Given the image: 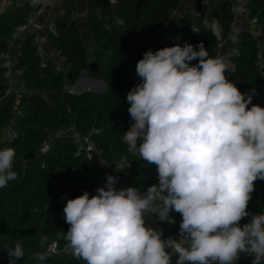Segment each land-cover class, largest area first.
<instances>
[{
    "label": "clouds",
    "instance_id": "9594fccd",
    "mask_svg": "<svg viewBox=\"0 0 264 264\" xmlns=\"http://www.w3.org/2000/svg\"><path fill=\"white\" fill-rule=\"evenodd\" d=\"M115 24L122 27L123 18ZM210 29L219 39L218 20ZM226 71L235 66L211 57L202 42L143 54L136 65L142 82L126 97L133 123L123 141L133 156L156 165L159 183L141 194L137 187L116 189L119 178L106 174L95 195L68 199L65 251L84 264H172L173 255L175 264H236L241 254L264 264V212L247 210L254 182L264 181V107L252 104L254 92L242 93ZM15 159L14 148L0 149V188L17 180ZM173 211L182 217L179 239L146 226L149 214L174 223ZM47 241L41 236L39 246ZM5 250L9 264L25 255L19 242ZM34 258L43 264L49 251Z\"/></svg>",
    "mask_w": 264,
    "mask_h": 264
},
{
    "label": "trees",
    "instance_id": "16d2710c",
    "mask_svg": "<svg viewBox=\"0 0 264 264\" xmlns=\"http://www.w3.org/2000/svg\"><path fill=\"white\" fill-rule=\"evenodd\" d=\"M89 1L95 8L88 15L92 36L109 56L106 68L100 73L107 83L106 91L73 93L68 90L88 69L90 60L75 17L64 8L53 21L54 29L48 27L46 34L49 46L66 57L71 79L56 69L55 57L49 55L44 61L34 41L35 33L30 32L19 54L23 91L17 102V93L13 92L14 102L0 109V149H15L13 170L18 174L17 180L0 188V260L4 264H9L5 249L17 242L25 250L17 264L40 263L34 253L48 250L54 241L60 249H65L64 235L70 227L63 213L67 200L85 191L95 195L96 189L102 187L97 167L66 132L74 130L81 136H90L107 161H121L123 184L137 187L143 194L149 186L159 183L156 165L133 156L123 141V133L133 123L126 97L142 82L136 65L143 54L149 49L155 52L166 47L157 31L169 23L183 0ZM41 3L42 0L33 6L30 0L26 4L13 1L10 8L0 13V54L9 51L14 30ZM247 11L257 24L264 26V0H248ZM117 17L123 18L122 27L115 24ZM213 19L222 27L219 39L211 33ZM235 20L230 0H225L222 14L215 7L198 17L188 12L173 29L169 47L183 46L185 42L197 46L202 42L211 57L220 55L217 47L230 37ZM260 50L258 38L251 31L244 32L230 54L235 72H229V77L242 93L254 92L252 104L264 107V57L260 59ZM198 63V59L191 61L193 65ZM7 70L0 56V101L10 88ZM31 150L36 151L35 156L25 158ZM254 183L247 210L261 213L264 212V181ZM169 217L182 220L175 211ZM249 219L243 218L240 224ZM41 236L48 238L45 248L39 246ZM176 259L173 255L172 264ZM251 261L252 257L241 254L238 264H251ZM44 262L84 264L63 251L56 254L49 251V258Z\"/></svg>",
    "mask_w": 264,
    "mask_h": 264
},
{
    "label": "crops",
    "instance_id": "0c3cea01",
    "mask_svg": "<svg viewBox=\"0 0 264 264\" xmlns=\"http://www.w3.org/2000/svg\"><path fill=\"white\" fill-rule=\"evenodd\" d=\"M19 4H26L28 0H14ZM223 0H211L208 3H202L196 0H183L180 4V7L173 14L171 20L168 24L157 31V35L163 40L166 47H169V37L173 29L178 25L181 17L188 13L193 12L194 17H198L200 14H206L212 8H218ZM64 8H68L69 11L74 13L75 21L79 27L82 39L87 48L89 54L90 62H96L98 73L94 70L89 71L85 77H80V81L75 85H71V90L73 93H82V92H94V93H103L106 90H101L98 88L97 83L93 81H105L101 77V70H104L107 66L105 62L104 54L105 52L101 49L100 44H98L93 36L89 26L88 15L91 10H94V6L89 0H49V4L46 7L44 13L40 15L37 19V26L41 31L46 30L54 21V19L62 13ZM240 14L235 20V24L232 30L230 37L223 44L220 51V55L228 57L230 59L231 51L235 49L238 42L242 38V34L246 31H251L259 40L260 47H264V38L262 33L264 31V26L254 23L253 19L249 16L247 11V5H244ZM29 31L20 33L11 43L9 53H10V66L8 68V77L10 82V87L13 92L17 93V100H19L20 94L23 91L21 79H20V70H19V54L21 47L25 43ZM165 40L167 42H165ZM44 47L47 56L53 54V49L49 46L48 42H44ZM223 52H225L223 54ZM58 60V58L56 57ZM103 61L105 66L103 65ZM264 70V63H263ZM227 79L230 81L229 72H227ZM93 82V83H92ZM106 82V81H105ZM9 131L6 130L5 134H8ZM74 130L66 132L69 137H72ZM118 183L115 185L116 189H121L122 179L120 176ZM171 219V217H169ZM174 220V219H172ZM145 223L147 227L155 228L162 232L164 235L173 236L174 239H179V226L181 221L174 220V223L169 221H161L159 217L155 214H149L145 217ZM40 264V263H38ZM43 264H47L43 262Z\"/></svg>",
    "mask_w": 264,
    "mask_h": 264
},
{
    "label": "built area",
    "instance_id": "2783aa9c",
    "mask_svg": "<svg viewBox=\"0 0 264 264\" xmlns=\"http://www.w3.org/2000/svg\"><path fill=\"white\" fill-rule=\"evenodd\" d=\"M13 1L14 0H0V13L4 10L10 8L11 5L13 4ZM196 1H200L202 3H208L211 0H196ZM224 2H225V0H223L222 3L218 6V10H219L220 14L223 13ZM230 2H231V12L237 18V16L242 11V6L245 5L248 2V0H230ZM48 4H49V0H42L41 5L38 8L30 11L26 20L23 23L19 24L13 32V40L20 33H23L26 31H29V33L30 32L35 33L34 41L37 44L38 53L40 54V56L43 57L44 61H47L48 56H49V55L47 56L46 51H45V47H44V42L47 41L48 36L46 34V30L41 31L38 28L37 19L40 15H42L44 13ZM62 12H64V10ZM71 15H72V17H74L73 12L71 13ZM253 22L256 23V20L253 19ZM49 28L54 29V23H52L49 26ZM222 46H223V44H219L217 49L219 51H221ZM53 54H54L53 57L58 58V60H57L58 63L56 65V69L59 71H63L64 74L66 75V78H68V73H69L68 69L69 68H68V65L66 63V57L64 55H62V53L58 49H53ZM258 55H259L260 59H263L264 47L263 48L261 47V50L259 51ZM0 56L4 59V65L8 69L10 66V53H9V51L1 53ZM7 77H8V70H7ZM8 81H9V77H8ZM67 88L70 92H72L70 86H68ZM12 93H13V91L10 87L7 90L6 96L11 95ZM73 139L76 142H78L82 146V148L85 150L88 160L93 162V164L97 167L98 172H99V181L101 182L102 187H104L106 184V174H110V175H113L116 177L120 176V171H117V166L121 168L122 162L121 161H115L113 163H110L109 161H107L103 156L102 150L96 145V143L91 139L90 136H81L79 133L74 131ZM122 187L127 188L130 186H127V185L122 183ZM171 238L174 239L173 236H168V235L163 237V239H167V240H171ZM48 250L53 254H56L60 251H63L65 253H69V252L65 251V249H60V247L58 246V243L56 241L52 242L49 245ZM169 251H171L170 248H169ZM82 262L84 263L83 260H82ZM0 264H4V263L0 260ZM16 264H17V261H16ZM236 264H238V261L236 262Z\"/></svg>",
    "mask_w": 264,
    "mask_h": 264
},
{
    "label": "water",
    "instance_id": "95a60500",
    "mask_svg": "<svg viewBox=\"0 0 264 264\" xmlns=\"http://www.w3.org/2000/svg\"><path fill=\"white\" fill-rule=\"evenodd\" d=\"M248 4V2L246 3V5ZM233 51V50H232ZM231 51V52H232ZM91 70H94L96 73H98V70H97V66H96V62H90L89 63V66H88V69L85 70L83 73V77L86 76V74L91 71ZM72 75L70 73H68V78L71 79ZM80 81V79L78 80V82ZM14 102V96H13V93L9 96H5L3 99H1L0 101V109L6 105H9V104H12ZM36 154V151L35 150H31L30 152L26 153L25 155V158H33Z\"/></svg>",
    "mask_w": 264,
    "mask_h": 264
},
{
    "label": "rangeland",
    "instance_id": "374dc122",
    "mask_svg": "<svg viewBox=\"0 0 264 264\" xmlns=\"http://www.w3.org/2000/svg\"><path fill=\"white\" fill-rule=\"evenodd\" d=\"M242 9H244V5L242 6ZM242 12H243V10H242ZM165 42H167L166 40H165ZM222 52V51H221ZM225 52H223V54H224ZM104 59H105V62H106V64H108V62H109V56H108V53L107 52H105V54H104ZM227 59H228V57H226ZM103 65L105 66V63H104V61H103ZM227 72L228 71H226L225 72V75H226V78H227ZM94 83H97V85H98V88H100L101 90H106L107 89V83L105 82V81H103V82H101V81H93ZM92 82V83H93Z\"/></svg>",
    "mask_w": 264,
    "mask_h": 264
}]
</instances>
